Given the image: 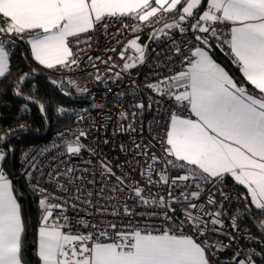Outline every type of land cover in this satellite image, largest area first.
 I'll use <instances>...</instances> for the list:
<instances>
[{
  "label": "snow or ice",
  "instance_id": "obj_1",
  "mask_svg": "<svg viewBox=\"0 0 264 264\" xmlns=\"http://www.w3.org/2000/svg\"><path fill=\"white\" fill-rule=\"evenodd\" d=\"M171 13H178V18L164 23L148 37L155 43L167 41L168 52L152 48L156 56L149 63L150 44H141L136 35L119 52L123 61L121 71L108 77L115 83L121 79V72L128 73L146 64L153 69L148 76L155 80L146 78L145 87L157 98L148 97L147 109H164L168 124L166 141H162L166 144L163 156L151 151L152 145L134 142L132 171L139 168L143 184L128 179L127 171L117 175L110 162L104 160L98 162V167L92 159L82 157L79 165L69 163L72 157L81 156L82 149L95 155L81 141V137L87 139V130L82 128L57 133L50 145L22 153L26 182L39 197L41 214L34 253L38 264H220L217 254L228 245L222 241L210 243L209 228L212 233L224 234L222 218L227 213L223 211V200L231 197L220 191V202L214 193L208 194L206 204L198 201L205 186L223 184L226 175L247 190L246 196L241 193L239 197L244 207L230 216L229 240L243 237L260 241L264 237V0H206V6L203 0H0V79L10 75L13 37L26 41L31 59L43 69L71 70L80 66L78 52L83 49L74 53L70 38H75L77 45L85 43L91 48V37L81 39L82 35L97 27H102L107 35L112 20L121 21L123 29L139 33ZM224 24L231 25L230 38L222 39L218 25ZM176 31L193 39L177 41L173 36ZM120 34L118 28L111 37L117 44ZM213 42L221 50L227 45L246 84L237 81L213 59ZM105 51L115 52L116 48ZM129 51L133 54H127ZM173 56L178 58L179 71L170 66ZM87 59L109 65V73L120 67L109 63L111 57L108 61L91 56ZM92 67L96 68V64ZM37 72L33 68L20 76L13 86V95L26 101L20 112L28 111L29 103L37 104L47 125V106L25 95L21 88ZM50 83L66 97L72 95V86H76L78 94L88 91L79 88L73 79H53ZM124 95L118 91L116 100ZM91 107L105 105L93 102ZM120 107L118 122L128 119V113ZM131 107L133 118L145 110V104L139 101ZM88 111L63 105L55 108L58 118L74 115L77 122L83 121ZM184 112L190 115L185 116ZM153 120L159 123L155 117ZM28 129L29 125L20 124L17 129L0 133V162L14 151L11 145H2ZM117 130L135 131L130 123H118ZM121 151H126L123 145ZM136 156H142L143 162L135 160ZM173 172L177 174L172 175ZM45 183L62 195L49 193L42 186ZM193 183L195 189L191 187ZM125 190L127 194L121 202L119 194ZM18 195L22 193L14 188L0 164V264H27L26 222ZM248 197L259 219L253 215ZM218 203L220 207L215 211L206 207ZM82 209L90 216L113 219L92 223L68 215ZM245 217H252L260 236H253L248 228L241 231L239 222ZM153 220H158L159 226L146 222ZM80 228L90 230L82 232ZM261 255L264 249L250 248L244 253L238 248L231 264H257L254 257Z\"/></svg>",
  "mask_w": 264,
  "mask_h": 264
},
{
  "label": "built area",
  "instance_id": "obj_2",
  "mask_svg": "<svg viewBox=\"0 0 264 264\" xmlns=\"http://www.w3.org/2000/svg\"><path fill=\"white\" fill-rule=\"evenodd\" d=\"M174 20L176 19L168 17L167 15L161 18L159 23H152L148 26H145L139 33H132L130 30L123 29L121 28V21L112 20L109 22L107 35L104 33L102 27H97L94 31L82 35L81 39H84L86 36L91 37V40L88 42L91 44V48H88V45L85 43L77 45L75 43V38H70V46L72 47L74 53H77L78 49H83V51L78 52L80 66L71 70H50V72L61 81L66 82L67 79H73L76 81V85L79 88L88 89L86 93L78 94L76 91V86H72L69 88V90L72 92V95L70 97L64 96L61 90H58L60 94L67 99L85 102L88 105L87 109H89V111L88 113L84 114L85 119L83 121L77 122L75 119L70 125L55 130L48 138L33 144L22 146L16 152L17 171L19 172V174L24 176L25 182V171L27 169L22 157V153L24 151H32L35 148L50 145L51 142L56 138L57 133H65L67 129L76 130L77 128H82L87 130V139L81 137V141L83 144L87 145L89 149H92L95 155H92L90 152L82 149L81 156L72 157L69 163L79 165L82 157L85 160L92 159L93 164L98 167V162L104 160L106 162H110V165L113 166L114 171H116L117 175H120L123 171H127L129 173L128 179L140 181V183L143 184V181L141 180L139 174V168H137V171L135 172L132 171L133 155L136 151V149L134 148V142L136 144L154 146L151 148V151L155 152L157 156H163V149L164 147H166V144L162 143V141H166V131L168 124L167 113L164 111V109L157 110L155 106L152 110L147 109L148 97L153 96L154 98H157L150 89H147L145 87L146 78L149 81L155 80V77L148 76V73L150 71H153V69L146 64L144 66L131 69L128 73L121 72V79L115 83H113L112 80L108 79V77L114 76L116 72L121 71L123 61L119 59V52L124 49L127 42L133 39L136 35L140 36L139 42L141 44H150L149 63H152V58L156 56V52L151 51L152 48H155L157 52L163 50L164 53H167L169 50L167 41H164L163 43H155L149 41L148 37L149 33L153 30L162 28L164 23H171ZM127 22L131 23V21ZM118 28H120L121 31V34L117 36L119 44L116 43V40L111 39L112 36L116 35ZM230 28L231 27L229 24L218 25V29L222 34V39L230 38ZM173 36L177 41H181L185 38L188 40L193 39L191 35H186V37L181 36L178 31L174 32ZM12 39L15 40V45L11 48L10 57L24 48L27 44L25 40H20L15 37H13ZM161 39L163 40V38ZM6 47H8V45H6ZM112 47L116 48L115 52L105 51V49H110ZM184 51L187 52L188 50L184 49ZM127 54L131 55L133 53L129 51ZM88 56H91L93 58L101 57L104 61H108L109 57H111V61L109 63H116L120 67L113 69V71L109 73L107 71V67L109 65L101 63L100 61H97L95 59L89 61L87 59ZM160 59L163 60V55ZM177 59V57L173 56L172 65H170L171 67H173L174 71L180 70V65L177 63ZM93 63L96 64V68L92 67ZM156 71L159 72L160 70L156 69ZM97 75L101 76L100 80L96 79ZM133 80H135V84L132 83ZM118 91L125 94L119 101H117L115 97V94ZM137 101L143 102L145 104V110L142 114L137 115L135 118H133L131 116V112L133 111V108L131 106ZM93 102L97 105L104 104L105 107L92 108L91 105ZM166 103L170 105V102L166 101ZM120 105H122L123 110L128 113V119L118 122L117 113L121 110ZM183 115L189 116L190 113L184 112ZM154 117L159 121V123H156L153 120ZM118 123H122L125 126L130 123L135 131H118ZM67 135H69V138L74 139V137H72L70 134ZM105 141H107V143H105ZM121 145H123L126 151H121ZM54 154L55 153H51L49 155ZM61 159L67 158L61 157ZM135 160L143 162V157L136 156ZM55 163L56 162L53 161V164ZM115 165H121V168H115ZM159 167H163V165H159ZM176 174L177 173L175 172L172 173V175ZM98 178L99 177L97 176V179ZM153 178L155 179L156 177L154 176ZM32 182L35 183L34 180ZM42 186L47 188L49 193L62 195L61 193L55 192L54 187L50 184L45 183ZM216 186H218V184H208L207 186H205V191L202 193V199L198 201V203L206 204L209 193H214L215 198L218 202L222 201L223 198L219 194L220 191H223L231 197V199L229 200H223V211L227 213L222 218L225 227L221 231L224 234L221 235L219 233H212L211 227L209 228L210 243L222 241L224 244L228 245V247H226L222 253L217 254L216 259H218L220 264H231V257L236 254V250L238 248L241 249L244 253H246L250 248H255L257 251H261L262 249H264V237H262L260 241H249L243 237L237 240H229L228 233L232 232L230 216L233 215L238 208L242 209L243 207L241 206V200L236 193L229 190L217 188ZM191 187L192 189H195L196 185L193 183ZM153 191H155V189H153ZM126 194L127 190H125V193L119 194V200L121 202L125 200ZM176 194L179 195V190H177ZM181 199L183 198L181 197ZM206 207L212 211H215L217 207H220V204L218 203L217 205H206ZM88 211L94 212V209H89ZM137 211H140V209H137ZM68 215L76 218L83 217L85 220H89L92 223L97 222L98 219H113L112 217H97L95 215L90 216L88 215V212L84 211L83 209L78 213L69 212ZM178 215H182V213H178ZM253 215L256 216L257 219H259L258 214ZM146 222L153 223L156 226H159L158 220ZM239 223L241 231L244 228H248L253 236H260V232L258 231L257 227L254 226L252 217H245ZM76 227H79V225H77ZM89 230L90 229L80 228V231L82 232ZM234 235L239 236L240 233H235ZM240 258L244 257L241 256ZM254 259L257 261V264H261V262H264V255L256 256L254 257Z\"/></svg>",
  "mask_w": 264,
  "mask_h": 264
},
{
  "label": "trees",
  "instance_id": "obj_3",
  "mask_svg": "<svg viewBox=\"0 0 264 264\" xmlns=\"http://www.w3.org/2000/svg\"><path fill=\"white\" fill-rule=\"evenodd\" d=\"M203 2L206 6V0H203ZM177 15L178 13H171L168 14V17L175 18ZM27 46L28 44L16 52V54L9 57L10 75L0 79V133L9 129H17L20 124L29 125V129L25 132H18L16 136L10 138L7 143L2 145L4 148L11 145L14 151L8 155L7 159L1 164L14 188L18 190V193H22V195H18V202L22 206L23 216L26 222L25 260L27 264H38V259L34 253L41 214L38 207L39 198L29 190L24 176L17 171L16 152L22 146L48 138L55 130L68 126L75 120L74 115H72L71 118L67 116L58 118L55 113V108L58 105L74 108L76 110L88 108V105L83 101H73L63 97L58 88L50 83V80L53 79L58 81L61 80L54 76L50 70L43 69L42 66L33 61L29 56ZM210 54L232 77L246 84V82L243 81L238 65L232 62V57L225 48L221 50V48L215 47L214 44ZM33 68H37L38 72L35 76L29 77L21 85V88L25 95L32 96L34 99L43 102L47 106V125L41 116L37 104L29 103L28 111L20 112V108L26 101L21 97L13 95V86L18 78L24 73L31 72ZM248 87L250 88V86ZM216 187L234 192L239 197L241 193L245 196L247 195L245 189L237 185L229 176L225 177L223 184H218ZM247 203L250 206L249 197ZM241 206L244 207L243 202H241ZM253 214H258L257 210L254 208Z\"/></svg>",
  "mask_w": 264,
  "mask_h": 264
},
{
  "label": "crops",
  "instance_id": "obj_4",
  "mask_svg": "<svg viewBox=\"0 0 264 264\" xmlns=\"http://www.w3.org/2000/svg\"><path fill=\"white\" fill-rule=\"evenodd\" d=\"M178 18V15L175 17V19H177ZM230 25V24H229ZM230 27H231V25H230ZM214 44H215V42H214ZM28 47V53H29V56L31 57V53H30V46L28 45L27 46ZM223 48H225V50H227L228 51V53L230 54V49H228V47H227V45H224L223 46ZM242 75V74H241ZM246 82V81H245ZM250 88H251V86H250ZM191 118H193V119H195V117H191ZM2 162H0V164H1ZM227 176V175H226ZM230 177V176H229ZM231 178V177H230ZM232 179V178H231ZM233 180V179H232ZM234 181V180H233ZM235 182V181H234ZM240 186H242V185H240ZM243 187V186H242ZM244 188V187H243ZM245 189V188H244ZM245 191L247 192V190L245 189ZM249 201H250V197H249ZM250 206H251V202H250ZM252 208H254V206H251Z\"/></svg>",
  "mask_w": 264,
  "mask_h": 264
}]
</instances>
